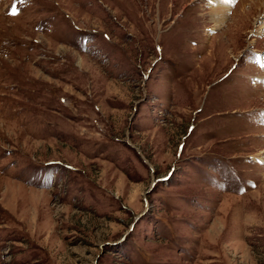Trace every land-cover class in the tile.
Returning a JSON list of instances; mask_svg holds the SVG:
<instances>
[{"label": "rangeland", "instance_id": "1", "mask_svg": "<svg viewBox=\"0 0 264 264\" xmlns=\"http://www.w3.org/2000/svg\"><path fill=\"white\" fill-rule=\"evenodd\" d=\"M0 264H264V0H0Z\"/></svg>", "mask_w": 264, "mask_h": 264}, {"label": "bare ground", "instance_id": "2", "mask_svg": "<svg viewBox=\"0 0 264 264\" xmlns=\"http://www.w3.org/2000/svg\"><path fill=\"white\" fill-rule=\"evenodd\" d=\"M227 7H228V6H227ZM227 7H226V8H227ZM220 10H221V8H220ZM220 10H218V11H220Z\"/></svg>", "mask_w": 264, "mask_h": 264}]
</instances>
